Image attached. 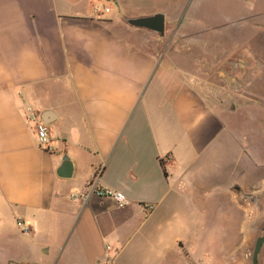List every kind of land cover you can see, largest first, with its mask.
Returning <instances> with one entry per match:
<instances>
[{"label":"crops","instance_id":"obj_1","mask_svg":"<svg viewBox=\"0 0 264 264\" xmlns=\"http://www.w3.org/2000/svg\"><path fill=\"white\" fill-rule=\"evenodd\" d=\"M263 216L264 0H0L6 264H248Z\"/></svg>","mask_w":264,"mask_h":264},{"label":"water","instance_id":"obj_2","mask_svg":"<svg viewBox=\"0 0 264 264\" xmlns=\"http://www.w3.org/2000/svg\"><path fill=\"white\" fill-rule=\"evenodd\" d=\"M126 23L134 28L146 29L148 31L157 33L160 36L164 35L165 19H164V15L160 13L142 18L127 19ZM48 116L49 113L45 112L40 115V119L46 124L50 123V121H46V117ZM72 172H73V164L70 162L69 158L66 155H64V157L62 158V163L57 169L56 173L59 177L70 178L72 177L73 174ZM263 244H264V234L258 236L255 240L253 250L251 253V264H259V255Z\"/></svg>","mask_w":264,"mask_h":264},{"label":"built area","instance_id":"obj_3","mask_svg":"<svg viewBox=\"0 0 264 264\" xmlns=\"http://www.w3.org/2000/svg\"><path fill=\"white\" fill-rule=\"evenodd\" d=\"M109 10V8H105V12H109ZM27 112L29 113L27 116L28 120L35 122L36 135L40 146L48 148L50 140L48 124L44 123L40 119L39 114L30 107L27 109ZM90 195L113 199L117 203L118 207H123L126 204V197L123 193L100 188L98 186V177H95L93 182L88 187V192L82 198L86 200ZM149 209H151V207H149ZM17 225L21 227L22 232L29 231V227L25 226L23 222H18Z\"/></svg>","mask_w":264,"mask_h":264},{"label":"rangeland","instance_id":"obj_4","mask_svg":"<svg viewBox=\"0 0 264 264\" xmlns=\"http://www.w3.org/2000/svg\"><path fill=\"white\" fill-rule=\"evenodd\" d=\"M165 33H166V31H164V35L163 36H160L157 33L148 31V32H142L139 37L147 38V40H149V42H153V44L157 43V44L162 45V46L163 45H166L167 43H174V44H176V43L179 42V40L177 38H175L173 35L169 34L168 36H166ZM174 39H177V40L174 41ZM263 218H264V216H263ZM263 234H264V221H263V225L260 226L257 229L256 238L258 236L263 235ZM0 243H1V241H0ZM254 243H255V241H254ZM254 243H252V244L249 245V250H248V253H249V256H248V264H251V253H252V250H253ZM1 253H2V251H1V244H0V264H6L5 261L1 257ZM259 257H260L259 258L260 259L259 264H264V244L262 245V248H261Z\"/></svg>","mask_w":264,"mask_h":264}]
</instances>
